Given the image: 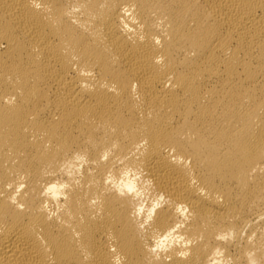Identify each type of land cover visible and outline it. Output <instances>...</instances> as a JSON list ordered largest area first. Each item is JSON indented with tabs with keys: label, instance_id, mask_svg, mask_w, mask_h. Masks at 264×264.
Instances as JSON below:
<instances>
[{
	"label": "bare ground",
	"instance_id": "obj_1",
	"mask_svg": "<svg viewBox=\"0 0 264 264\" xmlns=\"http://www.w3.org/2000/svg\"><path fill=\"white\" fill-rule=\"evenodd\" d=\"M0 264H264V0H0Z\"/></svg>",
	"mask_w": 264,
	"mask_h": 264
}]
</instances>
